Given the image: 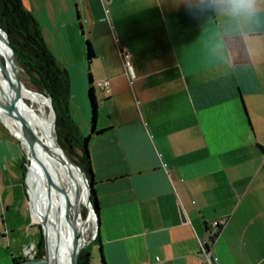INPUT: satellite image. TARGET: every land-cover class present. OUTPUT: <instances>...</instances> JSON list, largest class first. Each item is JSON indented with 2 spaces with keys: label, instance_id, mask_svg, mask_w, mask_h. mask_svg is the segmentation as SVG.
Returning a JSON list of instances; mask_svg holds the SVG:
<instances>
[{
  "label": "crops",
  "instance_id": "1",
  "mask_svg": "<svg viewBox=\"0 0 264 264\" xmlns=\"http://www.w3.org/2000/svg\"><path fill=\"white\" fill-rule=\"evenodd\" d=\"M21 3L67 73L72 121L88 131L93 242L104 264H210L209 255L216 264H264V0ZM118 46L131 53L129 71ZM104 79L106 93L96 85ZM22 160L0 122V264L36 250L26 228L37 213L30 205L28 213L24 188L11 190L24 180Z\"/></svg>",
  "mask_w": 264,
  "mask_h": 264
},
{
  "label": "bare ground",
  "instance_id": "2",
  "mask_svg": "<svg viewBox=\"0 0 264 264\" xmlns=\"http://www.w3.org/2000/svg\"><path fill=\"white\" fill-rule=\"evenodd\" d=\"M0 65L4 67V70L0 68V119L10 129L12 134L23 142L20 138L16 121L8 116L2 106L3 104L9 105L7 102V90L9 89L13 92L14 89V82L10 67H14L16 71L17 67L14 63V58L11 57L10 51L1 32ZM23 99L28 100L29 103H31L30 107H27L24 104ZM45 106L46 103L44 98L36 93V91L23 84L19 102L20 115L22 116L27 130L34 140L35 151L48 174L57 185L61 183L64 186V189H61L62 195L57 213L58 217L54 224L51 222L50 217L53 214V210L57 202V194L49 183L48 190L45 193L44 184L41 180L42 175L38 172L34 162L29 160L28 155L29 164L26 173V182L30 174L34 183L32 192L35 196V206L38 216L37 219L38 221H42L43 219L46 220L43 227L46 239V256L43 258L45 261L41 264H72L75 253L77 251L79 253L81 248L85 245L86 238L83 235L86 231V225L89 221H94V216L90 213L89 208H87L84 221L79 226L75 225L74 221L70 217L69 211L73 205L72 217L74 218L77 213L79 205H77V198L79 197L81 203H84L85 190L76 169L72 166H68L64 155L56 146L54 134L51 130L52 115L50 112L45 110ZM38 147L47 152L48 157H45ZM55 239L58 244V257L54 262L53 242Z\"/></svg>",
  "mask_w": 264,
  "mask_h": 264
},
{
  "label": "trees",
  "instance_id": "3",
  "mask_svg": "<svg viewBox=\"0 0 264 264\" xmlns=\"http://www.w3.org/2000/svg\"><path fill=\"white\" fill-rule=\"evenodd\" d=\"M0 29L4 32L6 40L13 50L15 61L22 69L34 90L41 95L49 97L55 114L53 126L55 140L68 157L80 167L90 182V202L97 220L98 206L94 195L92 173L86 149L88 135H82L80 133L69 115V84L66 71L56 63L55 59L47 50L37 22L32 14L23 7L21 0H0ZM85 56L87 61L93 57V51L88 39L85 40ZM87 96L91 107L90 120L91 124H93L95 102L90 86L87 90ZM25 105H27L26 101ZM92 131L99 133L102 130L95 131L92 127ZM24 163V160H22V174L25 171ZM26 187L30 197V206L37 213L35 196L32 192L34 183L31 175L27 178ZM77 200L79 202V197ZM75 224L79 226V224ZM212 238L208 236L207 240L211 241ZM96 239L97 232L94 231L92 241ZM42 245V236L40 233L34 254L35 259L43 255ZM204 249L207 250L206 244H204ZM98 256L99 264H104L99 248ZM78 264H87V251L84 248L79 251Z\"/></svg>",
  "mask_w": 264,
  "mask_h": 264
},
{
  "label": "water",
  "instance_id": "4",
  "mask_svg": "<svg viewBox=\"0 0 264 264\" xmlns=\"http://www.w3.org/2000/svg\"><path fill=\"white\" fill-rule=\"evenodd\" d=\"M105 1H107V0H105ZM0 32L3 34V37L5 39V43H6L8 49L10 51L11 57L14 58L13 50L7 42L4 32L1 29H0ZM0 68L2 70H4V67H2L1 65H0ZM10 71H11L12 77H13L14 89H13V92L8 89L7 93H6L7 94V102L9 103L10 106L6 105V104H3L2 106H3L4 110L7 112L8 116L16 121L17 128H18L19 134H20V138L23 140V142L20 141V139L18 137L17 138L19 139L20 145L25 148L27 155L29 156V160L34 162L38 172H40L41 174H43L45 176L46 180L52 186L53 190L57 194V202H56V205H55L54 210H53V216L56 217V215L58 213L59 206H60V199H61V195H62V190L52 180V178L48 174L46 168L42 164L38 154L35 151L34 140L32 139V136L30 135L29 131L27 130L25 123L23 121V118L19 112L20 93H21V90L23 88V83H22V81H21V79H20V77H19V75H18V73L14 67L11 66ZM36 93H38V92H36ZM38 94L41 95L40 93H38ZM41 96L45 100L47 111L50 112L52 115L51 130L53 132L55 114H54V111L52 109L49 97L44 96V95H41ZM54 139H55V136H54ZM56 146L64 155L65 161L68 164V166H72L74 169H76L77 173L79 174V176L82 180L84 190H85V200H84L83 204H84L86 209L89 208L90 213L94 216V229H95L94 231H96L97 220H96V216L94 214V211L92 209L91 202H90V182L88 181V179L86 178V176L84 175V173L82 172L80 167L78 165H76L68 157V155L65 153V151L62 149V147L57 142H56ZM27 159H28V157H27ZM26 173H27V171H26ZM26 173L24 174L25 186H26V182H25ZM26 192H27V195L29 198V205H30V197H29L27 188H26ZM30 211H31V206H30ZM35 221L38 222V224L41 228V236H42V242H43L44 256L40 257V258L32 259V260L22 261L20 264H41L45 261L43 258H45V256H46V239H45V230L43 227H44L46 220L43 219L42 221H38V220H35ZM53 244H54L53 261L55 262L57 257H58V255H57L58 244H57L56 239L54 240ZM78 255H79V253L77 251L75 253V257L73 259L72 264H78ZM207 258H208V261L210 264H216L212 255H209Z\"/></svg>",
  "mask_w": 264,
  "mask_h": 264
},
{
  "label": "rangeland",
  "instance_id": "5",
  "mask_svg": "<svg viewBox=\"0 0 264 264\" xmlns=\"http://www.w3.org/2000/svg\"><path fill=\"white\" fill-rule=\"evenodd\" d=\"M14 63L16 64V67H17V71H18V75H19V77H20V79H21V81H22V83L26 86V87H28V88H30V89H32V90H34V88H33V86L30 84V82L28 81V79H27V77L25 76V74L23 73V71H22V69L18 66V64H17V62L15 61V59H14ZM35 91V90H34ZM85 96H86V105H87V112H88V123H89V120H90V114H91V107H90V103H89V98H88V96H87V93L85 92ZM25 101L27 102V107H30V105H31V103H29V101L28 100H25V99H23V102H24V104H25ZM73 101H72V99H70L69 100V106H70V111H72V113L74 112V106H73ZM45 110H47V107L45 106ZM48 112V111H47ZM77 118V120H79V117H76ZM0 122L3 124V125H5V123L0 119ZM7 127V126H6ZM8 128V127H7ZM9 129V128H8ZM10 130V129H9ZM87 130H89V124H88V126H87ZM11 132V131H10ZM87 132L88 131H86L85 133H83V134H87ZM13 135V134H12ZM13 137L15 138V139H17V141L19 142V139L15 136V135H13ZM22 147V146H21ZM39 148V147H38ZM39 150L41 151V153L45 156V157H48L47 156V152H45V151H43L41 148H39ZM22 156H23V160H24V167H25V171H24V174L26 173V171H27V167H28V164H29V161H28V159H27V154H26V150H25V148L24 147H22ZM40 173V172H39ZM41 174V173H40ZM42 175V177H41V180H43V184H44V191H45V193H46V191L48 190V182H47V180H46V178H45V176L43 175V174H41ZM19 176V180H17L16 182V187H14V186H12V188H11V190L12 191H16V193H18V192H22V188H24V192L26 193V190H25V186H24V180H23V178L21 177V175H18ZM22 185H23V187H22ZM58 186L61 188V189H64V186L60 183V184H58ZM66 186V185H65ZM27 188V187H26ZM44 193V194H45ZM15 196V195H14ZM26 196H27V211H28V213H29V198H28V195H27V193H26ZM18 199V198H17ZM17 199H16V201H17ZM20 201V200H19ZM19 201H17V205L19 204ZM77 201V205L78 204H80V205H78V210H77V213L75 214V217L73 218L72 216H73V207H74V205L71 207V209H70V211H69V214H70V217H71V219L74 221V223H77V224H81L83 221H84V217H85V215H86V208H85V206H84V204H82L81 203V200H80V198H79V202H78V200H76ZM42 204H43V202H42ZM57 217H58V214L56 215V217L55 216H53V214L51 215V217H50V220H51V222L54 224L55 222H56V219H57ZM76 225V224H75ZM39 228H40V226H39V224H38V222L37 221H33V225L32 226H29V227H27L26 228V232H32V233H34L33 234V240H34V242H35V244H37V241H38V239H39ZM94 221L93 220H91V221H89L88 223H87V225H86V231H85V233H84V236H85V238H86V244L82 247V248H84V249H86V251H87V264H97V262H98V260H99V256H98V245H97V243L96 242H93L92 241V238H93V235H94ZM40 231H41V228H40ZM43 243V242H42ZM81 248V249H82ZM42 253H43V255L41 256V257H43L44 256V251H43V245H42Z\"/></svg>",
  "mask_w": 264,
  "mask_h": 264
},
{
  "label": "built area",
  "instance_id": "6",
  "mask_svg": "<svg viewBox=\"0 0 264 264\" xmlns=\"http://www.w3.org/2000/svg\"><path fill=\"white\" fill-rule=\"evenodd\" d=\"M118 50H119V55H120V59H121L123 67L126 69V71H129L130 70V57H131V53H130L129 49L125 46H118ZM96 85L103 92L106 93L108 91V81L107 80H105V79L99 80L96 82ZM222 224H223V219L212 220L208 224V227L206 228V232H207L208 236H211V237L216 236V234H217V232L220 229ZM204 244H206L205 240H203V248H204ZM22 253H23V256H25L27 258L26 260H23V261L35 259L34 258V250H33L32 246L24 247L22 250ZM205 255L207 256V253Z\"/></svg>",
  "mask_w": 264,
  "mask_h": 264
},
{
  "label": "clouds",
  "instance_id": "7",
  "mask_svg": "<svg viewBox=\"0 0 264 264\" xmlns=\"http://www.w3.org/2000/svg\"><path fill=\"white\" fill-rule=\"evenodd\" d=\"M239 5L241 6H252L254 4V0H238Z\"/></svg>",
  "mask_w": 264,
  "mask_h": 264
},
{
  "label": "flooded vegetation",
  "instance_id": "8",
  "mask_svg": "<svg viewBox=\"0 0 264 264\" xmlns=\"http://www.w3.org/2000/svg\"><path fill=\"white\" fill-rule=\"evenodd\" d=\"M27 169H28V167H27ZM30 175V174H29Z\"/></svg>",
  "mask_w": 264,
  "mask_h": 264
}]
</instances>
